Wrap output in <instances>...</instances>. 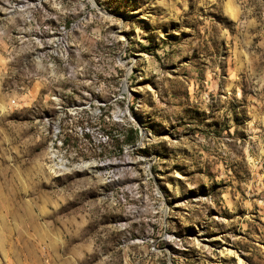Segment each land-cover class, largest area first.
<instances>
[{
	"label": "rangeland",
	"instance_id": "rangeland-1",
	"mask_svg": "<svg viewBox=\"0 0 264 264\" xmlns=\"http://www.w3.org/2000/svg\"><path fill=\"white\" fill-rule=\"evenodd\" d=\"M0 264H264V0H0Z\"/></svg>",
	"mask_w": 264,
	"mask_h": 264
},
{
	"label": "bare ground",
	"instance_id": "bare-ground-1",
	"mask_svg": "<svg viewBox=\"0 0 264 264\" xmlns=\"http://www.w3.org/2000/svg\"><path fill=\"white\" fill-rule=\"evenodd\" d=\"M225 9H226L227 14L230 15V17H234V12H233V9H231V7L226 6ZM59 164L57 165V163H56L55 166L60 167Z\"/></svg>",
	"mask_w": 264,
	"mask_h": 264
}]
</instances>
